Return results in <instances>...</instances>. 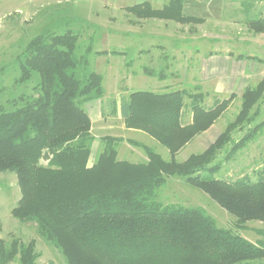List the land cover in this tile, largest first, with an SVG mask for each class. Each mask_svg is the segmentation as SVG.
I'll use <instances>...</instances> for the list:
<instances>
[{
    "label": "trees",
    "instance_id": "1",
    "mask_svg": "<svg viewBox=\"0 0 264 264\" xmlns=\"http://www.w3.org/2000/svg\"><path fill=\"white\" fill-rule=\"evenodd\" d=\"M140 18L199 22L184 12V0H171L161 9L148 2L128 7ZM264 32V19L250 22ZM78 38L46 31L35 37L19 61L20 83L38 73L34 95H22L11 109L0 107V174L16 175L21 198L13 216L35 222L40 236L59 249L67 264H253L264 260V244H253L230 229L219 228L205 211L165 207L157 191L168 178L179 177L208 194L245 228L264 222V170L256 182L234 183L212 176L213 164L233 144L231 131L249 119L251 108L264 94V79L243 93V110L235 123L203 153L183 162L177 155L195 137L208 131L230 100L203 106V94L185 91H137L120 105L127 129L140 131L169 151L165 160L153 148L139 145L145 163L118 160L121 138L104 137L103 152L89 167L94 141L90 116L83 108L105 95L103 77L91 70L89 51L77 56ZM113 113L116 101H112ZM186 109H190V114ZM190 115V121L184 117ZM253 121V120H252ZM262 128L258 125L227 151L234 155ZM135 144V143H133ZM137 145V144H136ZM47 161L42 165L41 161ZM1 230V229H0ZM36 241L0 238V264H37Z\"/></svg>",
    "mask_w": 264,
    "mask_h": 264
},
{
    "label": "rangeland",
    "instance_id": "2",
    "mask_svg": "<svg viewBox=\"0 0 264 264\" xmlns=\"http://www.w3.org/2000/svg\"><path fill=\"white\" fill-rule=\"evenodd\" d=\"M151 1L156 3L155 8L149 3ZM162 1L0 0V107L11 109L13 100L22 95H34V87L40 82L38 73L33 72L28 82L17 81L21 74L19 61H25L30 42L46 31L58 35L71 33L78 38L77 56H83L89 51L91 70L103 77L105 89V95L101 100L83 106L91 122L92 119L94 121L91 129L94 141L91 146L89 167L97 162L103 152L105 145L103 138L107 136L123 139L118 146L120 161L147 162V154L139 145L153 148L169 161V151L156 140L140 131L127 135L128 133L126 134L123 129L125 122L118 113V108L131 93L137 91L156 93H161L162 90L164 93L172 90L185 91L187 108L191 103L189 95L193 94H203L202 104L207 109L233 97L214 125L195 137L179 152L177 161L183 162L191 155L203 153L231 123L236 122L243 110V93L246 87L256 88L264 79V32L257 33V29L249 25L250 22L264 19V0H184L186 12L197 10L200 17L204 18H200L199 22L186 23L140 18L127 10L128 7L144 2H148L154 9H161L158 5L162 4ZM170 1L166 0L165 3L168 4ZM219 10L221 16L215 18L217 14L219 15ZM157 36H169L174 40L196 36L201 38L203 44L210 38H217L222 45L225 44V47L226 40L234 39L235 42L230 45L232 49L227 50L237 59L236 63L239 58L252 59L255 62L251 63L252 66L256 71L260 70L261 74L254 71L252 79L245 86L240 82L236 86L233 85L235 87L231 92L216 93L215 83L218 79H220L218 82L227 84L228 89L229 82L233 83L236 80L228 78L229 81L226 83L227 78L219 77L210 84L204 82L203 78L195 76L194 70L198 67V62L205 56L202 53L198 54L194 51L190 55L182 53L178 59L172 54L171 49L160 50L149 64L151 57L147 55V51L154 53L159 50L158 47L152 49L151 45L165 42ZM249 43L252 44L250 47L247 45ZM205 50V53L210 51V49ZM220 50L218 45L217 51ZM173 59L177 61L174 62ZM161 60L164 62V67L167 65L169 70L162 67ZM158 66L161 68L158 69ZM252 66L251 72L254 69ZM186 67L189 68L188 72L185 71ZM144 70L146 73L149 71V74L144 76ZM171 71L173 73H169ZM241 86H244L242 90ZM112 101H116L114 114ZM186 110L187 113L190 112V109ZM102 115L104 117L109 115L112 118L109 121L105 118L107 121L105 122L101 118ZM250 118L253 121L236 124L231 131L233 144L228 145L213 163L222 164L221 170L212 176L214 179L230 183L246 178L251 182L259 179V173L264 170V94L251 108ZM258 125L262 128L254 134L255 137L248 141L232 159L226 160L227 151ZM129 139L134 141L129 142ZM41 164L47 165V161L43 160ZM20 198L16 175L0 174V238L8 243L16 238L25 244L35 240L37 264H67L62 252L40 236L35 222L22 223L13 216L12 211ZM157 201L165 207L203 210L215 220L219 228L230 229L253 244H264V222H248L242 229L237 225L238 219L233 214L183 178H168L166 184L157 191ZM253 264H264V260L254 261Z\"/></svg>",
    "mask_w": 264,
    "mask_h": 264
},
{
    "label": "crops",
    "instance_id": "3",
    "mask_svg": "<svg viewBox=\"0 0 264 264\" xmlns=\"http://www.w3.org/2000/svg\"><path fill=\"white\" fill-rule=\"evenodd\" d=\"M165 2H166V0H163L162 4L158 5L159 8H162L166 4ZM149 3L155 8L156 3L154 1H151ZM184 12L188 16L204 19L203 17H200V15L198 13L199 11H197V10H189L187 12L184 10ZM220 13H221V10H219V15L217 14V16L215 18H218L219 16H221ZM160 22H162V21H160ZM157 37L161 38L160 40H164L165 42L151 45L152 49L155 47H158L159 50L154 52V53H151V51H147V55L149 57H151V61L149 64H151L153 57H155L158 54V52H160V50L171 49L172 54L177 56L178 59L182 53L184 55L185 54L190 55L192 51L197 52L198 54L202 53L205 56L202 60H199V62L197 64L198 67H196L194 70L195 76H199V77H201V79L203 78L202 80L204 82H210V84L213 80H215L219 77L227 78L226 83L229 81L228 78H231L232 80H233V78H235V80H236L233 83L229 82L230 88L228 89L226 87L227 84L218 82L220 80V79H218L217 83H215L216 84V86H215V92L216 93H223L226 91L231 92L234 89V87L236 85H238L240 82H242L243 85L245 86L252 79L251 78L252 73L254 74L256 72L258 74L259 73L261 74L260 70L256 71L255 67L252 66L251 63H255L254 60H252V59L239 58L240 60L236 63L237 59L234 58L232 55H230V53H231L230 51L228 52V50L232 49V46H230V45H232L235 42L234 39L233 40L232 39L226 40L225 41L226 47H225V44L222 45L217 38H210L208 42L203 44L201 42V38H197L196 36L194 38L191 37L189 39H181V40L175 39L176 41L174 39H171L169 36H166V37L157 36ZM182 44L184 46H182ZM218 45H219V48H221L220 51H217ZM247 45H248V47H250L252 44L249 43ZM185 46H187L188 48H184ZM223 47H225V48H223ZM205 49H210V51L205 53V51H206ZM173 61L175 62V61H177V59L176 60L173 59ZM174 62H172V63H174ZM161 63H162V67L164 69H167V65L164 67V65H163L164 62L162 60H161ZM235 63L237 65L234 67ZM251 66L254 67L252 72H251ZM160 68L161 67H159L158 69H160ZM167 70H169V68ZM185 71L188 72L189 68L186 67ZM148 72L146 73L144 70L143 71L144 76H146V74H149ZM169 73H173V71H171ZM138 75H139V73H138ZM147 77L156 79L155 77H152V76H147ZM157 80L159 81V79H157ZM159 83H161V81H159ZM234 84H235V86H233ZM244 86L240 87L241 90L244 88ZM246 88H248V86ZM160 92L164 93L163 90ZM118 113L122 117L121 112H120V107L118 108ZM101 118H102V120L107 122V121L111 120L112 117L110 118L109 115H106V117H104L102 115ZM105 118L107 119V121ZM188 121H190V115L184 117V122H188ZM92 122H94L93 119H92ZM123 129H124V131H126V134L128 133L127 135H130L129 133H134V134L139 133L138 131L127 129L125 127V124H124ZM130 140L132 141L133 139H129V142H130Z\"/></svg>",
    "mask_w": 264,
    "mask_h": 264
}]
</instances>
